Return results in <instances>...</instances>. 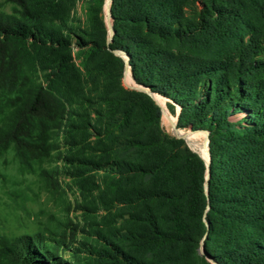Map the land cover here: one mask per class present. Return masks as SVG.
Segmentation results:
<instances>
[{"label":"trees","instance_id":"obj_1","mask_svg":"<svg viewBox=\"0 0 264 264\" xmlns=\"http://www.w3.org/2000/svg\"><path fill=\"white\" fill-rule=\"evenodd\" d=\"M84 1L96 4L99 12L105 4ZM58 2L3 0L12 12L0 11V156L12 150L27 172L56 165L42 175L53 180L63 174L82 187L92 173L106 179L125 173L126 217L133 223L126 239L171 251L206 232L215 243L211 257L217 264H264V80L247 79L264 63L249 59V53L190 62L164 46L202 35L216 41L235 37L236 24L249 13L264 22V0L110 4L111 47L126 53L136 82L152 95L178 102L181 127L209 133L207 192L204 160L161 128L160 109L145 93L126 91L120 118L126 122V160L110 158L106 149L93 145L92 139L102 141L105 132L90 114L66 103L82 85L77 60L101 52L103 45L79 36L74 19L56 14ZM138 97L147 100L148 110L137 107ZM79 100L90 101L85 94ZM147 177L153 179L150 185L144 183ZM70 226L69 241L65 235L4 237L0 264H194L175 253L163 262L140 260L124 250L119 232Z\"/></svg>","mask_w":264,"mask_h":264},{"label":"rangeland","instance_id":"obj_2","mask_svg":"<svg viewBox=\"0 0 264 264\" xmlns=\"http://www.w3.org/2000/svg\"><path fill=\"white\" fill-rule=\"evenodd\" d=\"M108 2L109 0H105L101 12L96 4L86 3L84 0L58 2L56 14L74 19L75 22L71 25L76 28L79 36L86 40H96L103 45L101 52L87 53L77 60L82 85L74 88L76 94L70 102L67 101V107L71 106L83 114L91 115L93 122L105 132L102 141L92 139L93 145L97 149H106L110 158L126 160V122L120 120L124 118L123 111L126 112V101L129 98L126 91L142 92L151 98L149 99L152 103L160 109V126L168 135L178 138L176 131L179 135L186 132L205 143L207 141L209 150L210 140L207 131L181 127L182 110L178 102L158 94L162 101L160 102L155 95L153 97L151 93H147L146 88L136 82L130 66L126 69L127 61L129 65L126 53L111 47L113 32L111 33L108 22L113 31V20L111 15H108ZM0 11L11 13L12 6L5 5L3 0H0ZM46 18H50L49 15ZM241 21L236 24L235 37L216 41L202 35L194 37L190 43L172 42L165 43L164 46L173 49L179 55L187 56L190 62L191 59L200 61L235 59L249 53L250 55H247L249 59L264 63V22L250 13L244 17L242 23ZM247 79L253 82L264 80V67ZM83 94L90 99L86 104L79 100ZM147 105L144 97H138L137 107L142 112L148 110ZM185 115L188 119L189 114ZM167 116L174 122V127L168 122ZM203 133H206V136ZM187 142L192 151L207 156L206 147L201 150ZM201 158L206 164L205 159ZM55 168L56 165L43 164L42 167L35 166L34 172H27L21 168L12 150L0 156V241L4 237L13 240L22 235L37 234L54 238H59L56 235H65V240L69 241L71 239L67 229L71 224H77L90 230L119 232L121 235L118 241L121 246L140 260L163 262L169 253H175L178 260L194 264H217L211 257L215 243L206 232L197 233L191 241L180 242L171 251L164 246L137 245L126 239V231L133 229V223L126 217V212H129L130 208L126 205L128 183L125 173L115 179H106L100 173H92L90 181L82 187L76 182V178L60 174L51 180L41 173L43 169ZM152 180L147 177L144 183L150 185ZM136 182L138 180H135L134 184ZM85 207L93 211L89 212ZM51 231L57 233L53 235ZM76 238L81 239L82 234H77ZM65 256L75 260L69 253H65Z\"/></svg>","mask_w":264,"mask_h":264},{"label":"bare ground","instance_id":"obj_3","mask_svg":"<svg viewBox=\"0 0 264 264\" xmlns=\"http://www.w3.org/2000/svg\"><path fill=\"white\" fill-rule=\"evenodd\" d=\"M107 8H108V6H107ZM128 75H130L129 73H128ZM152 95V94H151ZM153 97H154V95H152ZM155 97L160 101V102H162L161 101V98L158 96V95H155ZM167 118H168V122L171 124V126L172 127H174L175 125H174V122L167 116ZM188 132H192V131H188ZM176 133H177V135H179L178 133V131H176ZM181 134H183V135H181V136H184V137H186L187 138V141H189L192 145H195V146H197V148H199V149H201V150H203L204 149V147H206V149H207V156L206 157H204L201 153H199L204 159H205V161H208L209 160V158H210V155H209V151H208V147H207V141H206V143L205 142H203L202 140H200L199 138H197V137H195V136H193V135H190V134H188V133H182L181 132ZM205 136H206V133H203ZM188 143V142H187Z\"/></svg>","mask_w":264,"mask_h":264},{"label":"water","instance_id":"obj_4","mask_svg":"<svg viewBox=\"0 0 264 264\" xmlns=\"http://www.w3.org/2000/svg\"><path fill=\"white\" fill-rule=\"evenodd\" d=\"M111 1L112 0H109V2H108V15L110 16L111 15V12H110V4H111ZM108 26L110 27V30H111V33L113 32L112 31V28H111V24H110V22H108ZM128 61H127V63H126V69L128 68ZM147 93H149L150 94V92L149 91H147V90H145ZM178 136V138H180V139H183L185 142H187V138L186 137H184V136H181V135H177ZM209 151V150H208ZM196 152V151H195ZM200 157H202L198 152H196ZM209 163H210V158H209V160L208 161H206V166H207V171H206V181H205V191L207 192V186H208V180L210 179V166H209Z\"/></svg>","mask_w":264,"mask_h":264}]
</instances>
